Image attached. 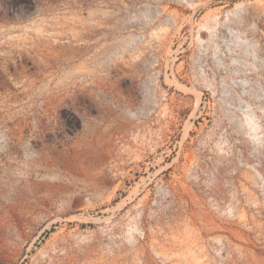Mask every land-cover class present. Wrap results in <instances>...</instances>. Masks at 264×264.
Instances as JSON below:
<instances>
[{
	"label": "rangeland",
	"instance_id": "rangeland-1",
	"mask_svg": "<svg viewBox=\"0 0 264 264\" xmlns=\"http://www.w3.org/2000/svg\"><path fill=\"white\" fill-rule=\"evenodd\" d=\"M0 264H264V0H0Z\"/></svg>",
	"mask_w": 264,
	"mask_h": 264
}]
</instances>
